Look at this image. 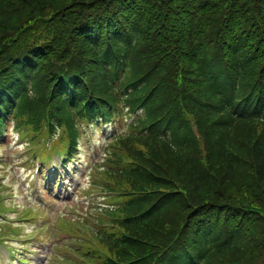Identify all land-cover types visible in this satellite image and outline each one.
I'll use <instances>...</instances> for the list:
<instances>
[{
	"label": "trees",
	"instance_id": "16d2710c",
	"mask_svg": "<svg viewBox=\"0 0 264 264\" xmlns=\"http://www.w3.org/2000/svg\"><path fill=\"white\" fill-rule=\"evenodd\" d=\"M10 97L0 130L9 111L62 140L84 113L136 115L103 169L131 197L99 207L132 225L105 238L121 262L264 264V0H0Z\"/></svg>",
	"mask_w": 264,
	"mask_h": 264
},
{
	"label": "rangeland",
	"instance_id": "374dc122",
	"mask_svg": "<svg viewBox=\"0 0 264 264\" xmlns=\"http://www.w3.org/2000/svg\"><path fill=\"white\" fill-rule=\"evenodd\" d=\"M94 136H95V139H99L101 134L99 132H96ZM20 143L21 141L15 139L13 140L11 146L9 147V149L14 152V154L12 155V158L17 157L18 155H21L24 152L23 148L17 149L18 146H21ZM2 152H5V150H3ZM83 152L84 153L87 152L86 147H84ZM24 170H25L24 168L21 169L20 171H19V168L13 169L12 171L8 173L7 181L15 182V178L18 177L19 172L21 174ZM87 170H88V163H87L86 158H82L80 162L72 164L71 168L69 169L66 175V177L68 178V182H66V184L63 186L61 191L58 190V188L55 190L54 196L58 197L59 200L48 201L47 210L48 208L51 207L50 205L53 202L57 203V205L63 208L67 204L66 202L68 200L70 201L77 200L76 204L80 206V204L83 203L84 201V198L81 197L83 196L81 191H84V190H81L80 185L82 182H84L83 189L87 187V185L85 184V181H87L88 177L83 178V175L87 172ZM68 185L70 186V190L66 189ZM16 187L18 189L17 191L18 195L16 198V202L24 203L26 201L25 195L28 194V190L25 188L24 190L23 189L21 190L18 185H16ZM234 188H235L234 185L226 186V191H229V193H231V189H234ZM75 193H77V195ZM25 207H27V205H25ZM56 215H52L50 219L51 220L50 222H52L53 225H55V223L58 220ZM43 220L45 219L42 218L38 222L37 221L24 222L25 224L22 226V229L25 231L26 234H28L25 238L27 239L26 241L32 240L33 238V241L29 242V256H28V258L32 260V264H44L45 263L44 260H45L47 251L50 248V245L54 246V242L57 241L56 238L53 236L55 230L53 231V234L49 230L44 231L43 236L40 235L41 239L39 240H37V238L34 237V235H32L33 231H36L42 226V224L44 223ZM7 250L8 248L0 245V253L4 254V257L0 258V264L1 263L7 264V257H8Z\"/></svg>",
	"mask_w": 264,
	"mask_h": 264
},
{
	"label": "bare ground",
	"instance_id": "6f19581e",
	"mask_svg": "<svg viewBox=\"0 0 264 264\" xmlns=\"http://www.w3.org/2000/svg\"><path fill=\"white\" fill-rule=\"evenodd\" d=\"M259 52H261V50H260V51H258V54H260Z\"/></svg>",
	"mask_w": 264,
	"mask_h": 264
}]
</instances>
